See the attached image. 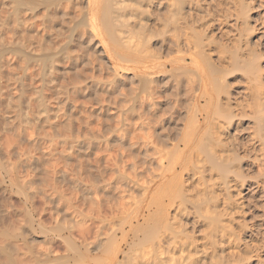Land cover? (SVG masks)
<instances>
[{
    "label": "bare ground",
    "instance_id": "obj_1",
    "mask_svg": "<svg viewBox=\"0 0 264 264\" xmlns=\"http://www.w3.org/2000/svg\"><path fill=\"white\" fill-rule=\"evenodd\" d=\"M250 1L234 2L245 12L240 15L243 31L249 30L250 17L246 12L252 4ZM200 2L0 0V9H6L5 16L0 17V29L7 30L11 24L15 32L10 31V27L8 31L13 32V36L14 33L29 36V41L25 36H17L14 42L6 43L1 39L4 34L1 35L0 30V64H4L6 70L3 75L8 90L6 112L2 113L3 108L0 114V141L4 136L0 152L15 157L11 164L6 157V164L1 160L4 154L0 153V193L20 195L23 204L20 206H24L27 217L22 216L23 225L19 222V227L0 218V264H251L255 252L248 246L251 239L246 233L241 196L246 184L238 169L240 145L232 133L236 114L245 112L242 104L232 102L230 91L224 89L226 86L220 85L217 67H224V71L226 66L239 68L246 64L251 67L249 70L256 71L253 74L257 75L251 78L254 84L250 79L246 88L251 101L247 107L255 115L254 139L260 145L263 162L264 85L260 67L253 65L257 54L251 48L249 37L243 40L245 45L240 46L241 50H232L234 53L229 59L218 54L215 62L210 60L206 48L211 39L206 37L205 31L212 23ZM150 24L154 27L159 24L162 49L167 51V56L173 54L172 58H164L166 56L150 47L149 36L153 33ZM62 31L66 39L58 52L37 54L35 50L34 53V45L29 44L30 34L34 41L37 34H43L42 40L44 36L57 34L56 38ZM41 40L39 42L44 44L37 42L39 46H51L48 39L44 40L49 43ZM98 46L101 51L96 50ZM44 47L42 52L57 49ZM96 52H103L110 65L98 60L100 57L95 58L99 54ZM2 57L5 58L1 60ZM188 59L192 63L205 60L206 64L188 67L185 64ZM32 63L42 66L38 68ZM169 67L172 80L168 78L174 87L169 85L175 89L173 107L178 111L183 109L186 116L185 124L177 128L175 136H171L165 126L167 115L161 108L166 87L164 90L152 76L157 72L166 73ZM120 70L131 73L136 80L127 91V102L124 105L120 102L121 106L117 101L121 98L113 95L119 85L116 79ZM35 81L40 87L33 86ZM164 82L163 86L167 80ZM28 88L36 95L33 100L38 103L37 110L31 106V110L22 109L23 104L20 107V98ZM51 101L56 104L51 105ZM138 103L149 105L146 122L136 107ZM233 110L238 113L234 114ZM175 117L184 121L178 113ZM122 120L128 127L134 166L131 173L126 171L120 155L123 152L110 151V136L114 132L117 135ZM45 127L48 130L44 131ZM60 129L64 132L59 133ZM52 131L68 133L58 134V139ZM64 144L68 148L65 149ZM58 145L64 148L59 151ZM144 149L148 154L142 157ZM57 155L61 156V162ZM143 162L155 167L147 168ZM80 176L87 178V182L79 180ZM75 193L85 201L92 199L94 208L87 212L79 209L82 198L79 197V203H76L79 198H70ZM35 195H39L44 205L41 212L55 222L54 226L47 227L39 218L34 219ZM91 195L100 198L95 200ZM104 203L108 204L109 216L103 213ZM131 208H135L136 214L127 218L126 212ZM145 213L146 228L133 227ZM63 218L68 222L64 223ZM85 218L96 223L92 236ZM62 219L65 225L61 224ZM75 231L74 234H79L78 243L73 236ZM55 239L65 244L64 255L51 247ZM257 261L256 264H262Z\"/></svg>",
    "mask_w": 264,
    "mask_h": 264
},
{
    "label": "rangeland",
    "instance_id": "obj_2",
    "mask_svg": "<svg viewBox=\"0 0 264 264\" xmlns=\"http://www.w3.org/2000/svg\"><path fill=\"white\" fill-rule=\"evenodd\" d=\"M202 1H203V3H202ZM205 1V2H204ZM211 2V3H210ZM235 2V0H201V2H200V4H202L201 6H202V8L204 7H206L205 9L207 10V12H206V15H207V19L208 20H210L211 22L210 23H212V24H210V27L208 28V30L207 31H205L206 32V37H208V38H210L209 40L211 41V43L209 44L210 46L208 47V48H206V51L207 52H209L210 54V57H211V61H213V62H215V60L214 59H216L217 58V56L219 57V55H222V56H224V58H226V59H229V57H230V55H231V53H234L233 51H235V52H237L234 48H236V49H239V50H241L242 48V45L244 46L245 45V43H244V41L243 40H245V37H249L250 38V45H252V49L254 50V52L256 51V54H257V56L255 55V58H254V60H253V65L255 64H257L256 66H259L260 67V70H261V82H262V84L264 85V0H251L250 2H252V4L250 5V9L248 8V10H247V12H246V14H249V17H250V19H249V30H250V28H251V31H243L242 29H243V27H241V25H240V18H242V16H243V14H245V12H242V11H240L238 8H237V6H235L236 5V3H234ZM206 4V5H205ZM207 4H208V6H207ZM227 4V5H226ZM219 6H221V7H219ZM253 7V8H252ZM237 9L240 11V12H242V13H240L239 14V11H237ZM1 11H0V17H2V16H5V15H3V14H5L6 12V9H0ZM5 10V11H4ZM205 10V11H206ZM232 11V12H231ZM2 12V13H1ZM4 12V13H3ZM225 13H226V15H225ZM229 13V14H228ZM239 15H238V14ZM165 13H163L162 15H160V19L161 20H163V15H164ZM231 14V15H230ZM236 14V15H235ZM230 15V16H229ZM240 15H242L241 17H240ZM60 16V15H59ZM166 16V15H165ZM162 17V18H161ZM209 17V18H208ZM59 18V17H58ZM58 20V19H57ZM59 21H60V18H59ZM198 21H199V18H198ZM256 21V22H255ZM259 21V22H258ZM162 22V21H161ZM154 23V22H153ZM160 23V22H159ZM261 23V24H260ZM151 24H152V22H151ZM151 24L149 25V28H150V30L151 31H153V33L154 34H156V32H157V35H155L154 36V34L152 33L150 36H149V38H150V41H149V45H150V47L153 49V50H155L157 53L159 52V54H161V55H163V56H166V57H164V58H172L174 55L172 54V55H168L167 56V51L166 50H164V49H162L163 47H162V45H161V36L159 35V30H160V26H158L159 24H157V27H159V28H157V27H154L155 25H156V23L155 24H153L154 26H151ZM10 26H12L11 24H9V26L8 27H6L7 28V30H3V29H5V28H2V29H0L1 30V32H2V34L1 35H3L4 36V38H2L3 36H1V39H2V41L4 40L6 43H11L13 40H16L18 37H26L25 39H26V41H29V36L27 37L26 35H25V33L24 34H22V35H19L18 33H14V36H13V34H11V33H13V32H15V31H13L12 29H14V27H10ZM9 27H10V31H13V32H10L9 33ZM37 28H39V27H37ZM153 28H154V30H153ZM238 31H237V30ZM15 30V29H14ZM252 30H253V32H252ZM4 31H5V33H4ZM156 31V32H155ZM8 32V33H7ZM204 32V33H205ZM246 32V33H245ZM7 33V35H5ZM61 34V36L60 35H58V37H56L55 38V36H57V34H55L54 36H51V37H45L44 36V39H48V41H50V43L47 41V40H44V39H40L41 38V36L43 35L42 33H40V34H37V36H35V37H37V41L35 40V38H34V41L32 40L33 38H32V35L30 34V36H31V40H30V42H29V44L32 46V45H34V47L32 48L29 44H28V42H26L25 41V43H27L28 45H26V46H30L32 49H33V51H34V53H35V50H37V54L39 53V54H54V53H56V52H58V50L61 48V46H63V44H64V42H65V39H66V34H65V32H60ZM62 33H63V35H62ZM201 33H203V30L201 31ZM15 34H18V35H15ZM42 34V35H41ZM65 34V35H64ZM27 35H29V34H27ZM153 35V37H151ZM241 35V36H240ZM244 35V36H243ZM18 36V37H17ZM63 36L65 37L63 40H62V38H63ZM12 37V38H11ZM16 37V38H15ZM34 37V36H33ZM61 37V38H60ZM156 37V38H155ZM41 41H45V42H48L47 44L48 45H51V46H45V45H43L42 47H44V48H47L48 49V47L49 48H52V49H54V48H56L57 47V49H55L54 51L53 50H50V49H48V50H50V51H47L46 49H44V51L45 52H42L43 50H42V47L41 46H39V44L37 43V42H39L40 40ZM49 38H51V39H49ZM58 38H60V39H58ZM213 39V40H212ZM215 39V40H214ZM7 40H8V42H7ZM36 41V42H35ZM54 41V42H53ZM217 41V42H216ZM14 42V41H13ZM54 44H53V43ZM213 42V43H212ZM253 42V43H252ZM38 45H37V44ZM39 43H41V45H42V43L43 42H39ZM160 43V44H159ZM44 44V43H43ZM59 44V45H58ZM96 44H97V42H96ZM215 44V45H214ZM217 44H218V46H217ZM57 45V46H56ZM161 45V46H160ZM237 45H239V46H237ZM39 46V47H38ZM241 46V47H240ZM27 47V48H28ZM29 47V48H30ZM41 47V48H40ZM184 48H185V46H183ZM221 49H220V48ZM225 47V48H224ZM233 47V48H232ZM30 48V49H31ZM41 50H39V49ZM183 48V49H184ZM223 48V49H222ZM241 48V49H240ZM182 49V50H183ZM209 51H208V50ZM217 49V50H216ZM226 49V50H225ZM39 50V51H38ZM97 51L98 50H100L101 51V49H100V47L98 46L97 47V49H96ZM161 50V51H160ZM164 50V52L162 53V51ZM231 50V51H230ZM233 50V51H232ZM53 52V53H52ZM161 52V53H160ZM183 52H185L186 53V49H184V51ZM213 52V53H212ZM216 52V53H215ZM219 52V53H218ZM96 53H99L98 55L96 54L95 55V58L97 57V59L98 60H100L102 63L104 62V64H106V65H110V64H108V63H110V62H108V60H107V58H105V56L103 55V52H96ZM226 53V54H225ZM229 53V54H228ZM164 54H166V55H164ZM219 54V55H218ZM6 55H7V53L5 54V57H6ZM100 55V56H99ZM4 56V55H3ZM5 57H2V59L1 60H3V58H5ZM251 57L253 58V56L251 55ZM249 59H251V58H249ZM252 60H250V62H252ZM204 62H202L201 60H199V61H197V62H191L189 59L186 61V65H188V67H191V66H202V65H204V64H206V61L205 60H203ZM108 62V63H107ZM32 64H35V63H32ZM31 64V65H32ZM39 64V63H38ZM37 64V65H38ZM252 63H250V65H251ZM36 65V64H35ZM35 65H32V66H35ZM36 65V66H37ZM245 66L246 64H242V66ZM254 65V66H255ZM2 66H3V68H2ZM35 66V67H36ZM40 66H42V64H40V65H38L37 67L39 68ZM217 66V65H216ZM241 66V67H242ZM240 67L239 66V68H236V67H229V66H226L225 67V72H227V73H225L224 71H223V69H224V67L222 68V66H218L217 68H218V81H219V83H220V85L222 86V87H228V88H224L225 90L227 89V90H229L228 92H229V94H230V98H231V100H232V102H234V103H240V104H242V106H243V111L245 112L243 115H239V114H241V112L240 111H238V110H235V111H238L239 112V114H236V113H238V112H236L235 113V111H234V114H236L237 115V117L235 118V127L233 128V131H232V133H235V136H236V141L238 142V144L240 145L239 146V151H238V159L240 160H238L239 161V167L241 168H238L239 170H241L240 172L242 173H240L241 175H242V179H244L245 180V187H244V189L242 190V193H241V196H242V200H243V204H244V207H245V214H244V218H245V224H246V233H248L247 235L249 236V239H251V240H249V242L248 243H250V244H248V246L252 249L253 248V250H251V251H253V252H255L253 255H254V259L252 260L251 259V264H256L258 261L257 260H259V261H261V263L262 264H264V162H263V159L261 158V156H260V154H261V148H260V145L258 144V142L254 139V132H255V126H254V122H255V119H254V114H252L251 113V111H250V109L247 107V103L248 104H251L250 102V98H249V96H248V88H249V82H250V79L253 77H255L254 75L256 74H253V72H256V71H251L252 69H250L249 70V68H251L250 66H247L246 65V67ZM221 68V69H220ZM231 68V69H230ZM235 68V69H234ZM5 69V67H4V64H0V74H1V76H3V78L1 79V76H0V114H2L3 112H6L5 110H6V106L4 105V104H6L7 103V100H6V96L8 95V94H6V93H8V92H6V91H8L7 90V79H6V77L3 75V73H5L6 72V70H4ZM169 69V70H168ZM168 69H166V73H164V74H161V73H159L158 74V72L156 73V74H153L152 76H154L155 77V79H156V81L159 83V84H161V86H162V88L164 89L165 87V89H166V91H167V93H169V94H167V95H165V93H166V91H163V89H162V91L163 92H165V93H162V95H164L165 96V100L163 99V101L161 102V108H162V111H164L166 114H165V116H166V118H167V120H166V122H165V126L169 129V131H170V133H171V136H175L176 135V133L178 132V130H177V128L178 127H181V124H185V121H186V116L184 115V110L182 111L181 109H180V111H178V110H176V108L175 107H173V104H174V102H173V100H174V98H175V95L173 96V92H174V94H175V89H172V86L174 85L173 84V82L171 83V74H169L170 73V67L168 68ZM237 69V70H236ZM239 69V70H238ZM1 70H2V72H1ZM230 70V71H229ZM241 70V71H240ZM254 70V69H253ZM4 71V72H3ZM220 71V72H219ZM120 72V73H119ZM118 72V76H117V87L115 88V90H114V93H113V95H115V96H117V99H119V98H121V99H119V100H117L118 101V103H119V106H121V104H123L124 105V103H126L127 102V91L129 90V88L130 87H132V86H134L135 84L134 83H136V80L134 79V78H132V74L130 73V74H126L124 71H122V70H120ZM221 72H223V73H221ZM258 72V71H257ZM225 73V74H224ZM246 73V74H245ZM6 74V73H5ZM253 74V75H252ZM170 75V76H169ZM252 75V76H251ZM257 75V74H256ZM171 79H169V78ZM127 78V79H126ZM125 79V80H124ZM168 79H169V81H168ZM249 79V80H248ZM167 80V84L165 85V86H163L162 84H164L165 82L164 81H166ZM249 81V82H248ZM36 82V84L35 83H33V86H35V87H40V83L38 82V84H37V81H35ZM163 82V83H162ZM169 82V83H168ZM253 83V81H252V79H251V84ZM122 84V85H121ZM123 84H124V86H123ZM169 84H171V85H169ZM228 86H227V85ZM254 84V83H253ZM37 85V86H36ZM127 85V86H126ZM169 85V86H168ZM224 85V86H223ZM120 86V87H119ZM168 86V87H167ZM122 87H124V88H122ZM174 87V86H173ZM118 88V89H117ZM122 88V89H121ZM247 88V89H246ZM164 89V90H165ZM174 90V91H168V90ZM28 90V91H27ZM121 90V91H120ZM123 90V91H122ZM226 90V91H227ZM33 91V90H32ZM46 91V90H45ZM122 92H123V94H122ZM126 94H125V93ZM11 93H13V92H11ZM25 94H24V96H22V99L20 98V104H21V106L20 107H22L23 105L25 106H23V108L22 109H25V110H31L32 109V107H33V109L35 108V110H37L36 109V106H38L37 104H36V101L35 100H33L34 98H35V93L33 94V92H30V89L28 88V89H26V91L24 92ZM170 93L172 94L171 95V97L170 96H168V95H170ZM14 94H19L17 91H14ZM121 94V95H120ZM35 95V96H34ZM32 96V97H31ZM34 96V97H33ZM167 96H168V98H167ZM231 96H233V97H231ZM126 97V98H125ZM171 98H172V100H171ZM31 99V100H30ZM33 101V102H32ZM126 101V102H125ZM166 101V102H165ZM28 102V103H27ZM30 102V103H29ZM52 102V103H51ZM50 103H51V105H53V104H56L54 101H51ZM54 102V103H53ZM120 102H121V104H120ZM172 102H173V104H172ZM49 103V104H50ZM23 104V105H22ZM29 104V105H28ZM139 104V103H138ZM138 104H136V107L138 106V109H139V111H140V114H141V117H142V120L144 121V122H146V117H148L149 116V105L147 104V103H144L143 105H140L141 106V109H140V107H139V105ZM35 105V106H34ZM163 105V106H162ZM203 105V102H201V106ZM5 106V107H4ZM27 106V107H26ZM31 106V107H30ZM170 106V107H169ZM249 106V105H248ZM31 109H30V108ZM3 108H4V110H3ZM93 108H95V106H93ZM3 110V111H2ZM172 110V111H171ZM1 111H2V113H1ZM172 112H174V115H171V114H173ZM176 113H178V116L179 117H184L183 118V122L181 123L179 120H178V118H176L175 116H176ZM3 114H5V113H3ZM120 116V115H119ZM172 116H174V117H172ZM121 118V117H120ZM114 119H115V117H114ZM116 120V119H115ZM114 120V121H115ZM176 120V121H175ZM178 120V121H177ZM114 121L112 122V124H114ZM170 121H172V122H170ZM110 123H111V121H110ZM174 124V125H173ZM238 124V125H237ZM171 125V126H170ZM175 126V127H174ZM176 128V129H175ZM44 129H46V130H48L46 127L45 128H43V130ZM128 127H127V123H126V121H124V120H122V122H121V124H119V128H118V130H116L117 131V135H115L116 134V132H114L113 134H112V136H110V139H109V144H110V151L112 152H117V153H119V152H123V154L121 153L120 155L122 156V160L124 161L123 163H124V165H125V168H126V171H127V169H128V172H132L133 171V169H134V166H133V159H132V155H131V153H130V151H131V149L129 148L130 146V142H129V135H128ZM176 130V131H175ZM45 131V130H44ZM61 131H63L64 132V130H61L60 129V131H59V133H61ZM123 131V132H122ZM43 132V131H42ZM53 132V131H52ZM55 132H57V131H55ZM58 132L57 133H55L54 134V132H53V134L54 135H57L56 137L58 138V136L59 135H64V134H66V133H68L67 131H65V133H62V134H59ZM59 134V135H58ZM67 135V134H66ZM178 136H180V135H178ZM2 137V140L0 141V142H2L3 141V139H4V136H1ZM59 139V138H58ZM4 142V141H3ZM59 146V145H58ZM57 146V147H58ZM64 146H66L65 147V149L66 148H68V146L67 145H65L64 144ZM64 146L63 145H61V147L59 146L57 149L59 150V151H61L62 150V148H64ZM247 149V151H244V150H246ZM64 149V150H65ZM112 149V150H111ZM117 149V150H116ZM125 149V150H124ZM244 149V150H243ZM129 150V151H128ZM146 152H147V154H148V150H142V152H141V156L142 157H144L145 156V154H146ZM150 152V151H149ZM245 152V153H244ZM1 153V152H0ZM1 154H4V155H1L2 157L4 156V158H2L1 156V160H3L4 159V161H5V159H6V157H7V155L5 156V153H1ZM127 156H126V155ZM146 154V155H147ZM240 155V156H239ZM10 156V155H9ZM7 157L8 159L6 160L8 163H10L11 164V162H13L12 160H15L14 158L15 157H13L12 155H11V157L12 158H10V157ZM56 157H58V155L56 156ZM123 158H125V159H123ZM11 159V160H10ZM126 159H127V161H126ZM143 159H145V158H142V160ZM10 160V161H9ZM5 161V162H6ZM58 161L59 162H61V156H59L58 157ZM75 162L74 160H72L71 159V162ZM144 161V160H143ZM6 162V164H8ZM71 162H70V164H71ZM236 162V161H235ZM143 163H145L144 165L147 167V168H154L155 167V165L154 164H149V163H147V162H143ZM73 164V163H72ZM234 164H236L237 165V163H234ZM74 165V164H73ZM147 170H149V169H147ZM150 171V170H149ZM137 174V173H136ZM77 178H79V180H82V182L83 183H86L87 182V178H85L84 176H80V177H77ZM36 180V183H39V181L37 180V179H35ZM34 180V181H35ZM122 186V185H121ZM122 188H124V187H122ZM7 193V195L5 194V193H3V195H2V193H0L1 195H0V218L1 217H4V219H6L5 221H10V223L12 224V226L14 227V226H16V227H19V226H21V225H23L22 223H23V219H24V217L27 219V217H26V215L24 214L25 213V211H24V206H20V204H22V203H20L22 200H21V196L19 195L18 196V194H14V192H10L9 194H8V192H6ZM76 194V193H75ZM75 194H73V196H70V198L71 197H75L76 199H78L79 197H81L82 199L80 200V198L77 200V202L76 203H79L78 201L80 200V202L81 201H83L82 203H79L80 205H82V207L81 208H79V209H82L84 212H87V211H89V209L90 208H94V205L91 203L92 201V199H90V200H84L85 198H83V196H79V193H77L76 195ZM39 196V195H38ZM38 196H36L35 195V199H34V205L33 206H35L34 208H36L35 210L34 209H32L34 212V219L36 218V220L39 218L41 221H42V223L45 225V226H54L55 225V222L51 219L50 220V217L47 215V214H45V213H42L41 211H42V208L44 209V205H43V203H42V201H41V199H40V197H38ZM69 196L67 195L66 197L67 198H69ZM78 196V197H77ZM97 196V195H96ZM95 195H91L90 196V198H93L94 197V199L95 200H98L99 198H100V196L98 195L97 197H96ZM6 197V198H5ZM8 197H10V198H8ZM66 197H64V198H66ZM85 197V196H84ZM39 198V199H38ZM62 198V197H61ZM60 198V199H61ZM10 199V200H9ZM38 199V200H37ZM73 199L74 198H72V202H73ZM6 202H5V201ZM20 200V201H19ZM56 200H58V198L56 199ZM62 201L64 200L63 198L61 199ZM60 200V201H61ZM7 201H9V202H7ZM59 202V201H58ZM57 202V203H58ZM74 202H75V200H74ZM11 203V204H10ZM79 204H78V206H79ZM90 204V205H89ZM104 204H106V203H104ZM104 204H103V207H102V209H103V213H104V215H107L106 213H108L109 211V209L107 210L106 208H108V204H106L105 206H104ZM6 205V206H5ZM23 205V204H22ZM85 205V206H84ZM87 205V206H86ZM89 205V206H88ZM12 206H14L13 208H12ZM20 206V208L21 209H23V211H19V212H17L20 208H18ZM77 206V207H78ZM9 207V208H8ZM23 207V208H22ZM5 208V209H4ZM18 210H17V209ZM85 208V209H84ZM2 209H4V210H2ZM38 209V210H37ZM78 209V208H77ZM78 209V210H79ZM87 209V210H86ZM2 210V211H1ZM7 212H6V211ZM12 212H11V211ZM134 210V211H133ZM6 212V215L8 214V216H10V217H8V216H6L5 217V212ZM10 211V212H9ZM16 211V212H15ZM35 211H36V213L38 214V215H35L36 213H35ZM39 211V212H38ZM108 211V212H107ZM10 213V214H9ZM16 213H18L17 215H19V214H21V215H19V216H17L16 215ZM133 213L134 214H136V211H135V208H131V209H129V211H127L126 212V214H127V218H130V217H132V216H134L133 215ZM4 214V215H3ZM13 214V215H12ZM43 214V215H42ZM15 215V217H13ZM42 215V216H41ZM12 216V217H11ZM22 216H24L23 218H22ZM38 216V217H37ZM108 216H109V213H108ZM144 216H145V218L147 217V213H145V214H143V216H140V219H139V222L137 223V222H135V224H133V227H137V228H146V225L144 224V220L143 219H145L144 218ZM68 217V216H67ZM67 217H64L65 219L67 218ZM70 217V216H69ZM68 217V218H69ZM141 217H143L142 219H141ZM16 218V219H15ZM19 218V219H18ZM22 218V219H21ZM63 218V219H64ZM67 218V219H68ZM10 219V220H9ZM14 219V220H13ZM26 219L24 220L25 222H26ZM63 219L60 221L61 222V224H64V223H67L68 221H66L65 219H64V221H66V222H64L63 221ZM18 220V221H17ZM68 220H71V219H68ZM143 220V221H142ZM16 221V222H15ZM85 221H86V224H87V226L89 227L90 226V229H89V231H90V236H92V234H93V232L92 231H94V229H95V224L96 223H90L86 218H85ZM19 222H21V225H19L20 223ZM25 222H24V224H25ZM37 222V221H36ZM62 222H64V223H62ZM136 223H137V225H136ZM53 224V225H52ZM65 225V224H64ZM91 225L93 226V227H91ZM134 225H136V226H134ZM141 225V226H140ZM144 225H145V227H144ZM139 226V227H138ZM15 227V228H16ZM126 230H129V228L128 227H126L125 228ZM74 233H76V231L75 232H73V236H74V239L77 241V243L79 242L78 240L80 239V238H78V233L77 234H74ZM77 235V236H76ZM130 237H132V234L130 233ZM120 239V238H119ZM118 239V241L120 242L121 240H119ZM56 240V239H55ZM54 240V242H53V244L51 245V247L57 252V253H59L60 255H64L65 253V244L63 243V242H60L59 240L57 241H55ZM9 241H11V240H9ZM252 241V242H251ZM4 242H7V240L6 241H4ZM61 243L63 244V245H61ZM122 243V242H121ZM252 243V244H251ZM254 243V244H253ZM38 245H43V243L42 242H38ZM252 245V246H251ZM256 246H258V247H256ZM258 248V249H257ZM126 250V249H125ZM63 252V253H62ZM258 254V255H257ZM121 258V257H120Z\"/></svg>",
    "mask_w": 264,
    "mask_h": 264
}]
</instances>
